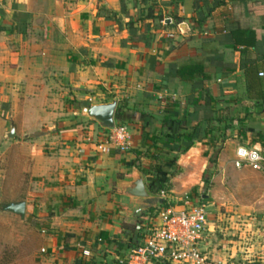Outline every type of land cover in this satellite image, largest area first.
<instances>
[{
    "label": "crops",
    "instance_id": "0c3cea01",
    "mask_svg": "<svg viewBox=\"0 0 264 264\" xmlns=\"http://www.w3.org/2000/svg\"><path fill=\"white\" fill-rule=\"evenodd\" d=\"M185 66L197 74L182 81L174 72ZM0 87L41 264H119L154 212L196 184L187 172H203L212 151L228 185L260 182L261 205L236 217L264 220V176L231 165L238 146L264 154V0H0ZM111 103L129 117L128 147L101 155L107 129L86 111ZM192 130L197 139L179 154L171 140ZM137 180L164 202L128 195ZM239 223L208 214V264H264V221L250 229L256 244L236 241L253 225Z\"/></svg>",
    "mask_w": 264,
    "mask_h": 264
},
{
    "label": "rangeland",
    "instance_id": "374dc122",
    "mask_svg": "<svg viewBox=\"0 0 264 264\" xmlns=\"http://www.w3.org/2000/svg\"><path fill=\"white\" fill-rule=\"evenodd\" d=\"M3 94L4 92L0 89V104ZM8 129L9 124L4 123L3 118L0 117V264H41L39 229L35 225L32 215L24 214L20 219L17 215L1 211L2 205L20 201L26 189L23 183V179H26L24 173L26 166L20 160L23 149L18 148L17 145L10 146L12 138L8 137ZM203 156L205 157V155ZM210 157H215V151H212ZM176 173L175 168L171 169L169 178ZM201 173L199 174L196 167L188 170L187 174L195 180L196 184L193 187L189 186L183 194H173L177 199L170 200V205L179 204V200L185 194H189L191 198L201 199L207 206L208 214H216L222 216L224 220L228 219L238 224H240L239 222L242 224H246L247 221L253 222L249 230L244 233L243 238H236V241L243 242V244L258 243L261 237L249 232L250 229L257 230L260 227L259 223L264 220L256 216L252 218L236 216L248 213L246 207L261 205L256 202V191L260 182L246 177L228 185V176L217 171L214 165L208 163ZM169 189L170 184L166 183L164 191ZM164 193L162 196L169 195L168 192ZM254 198L256 199L253 201ZM250 214L259 213L255 210ZM254 260L256 259L254 258Z\"/></svg>",
    "mask_w": 264,
    "mask_h": 264
},
{
    "label": "built area",
    "instance_id": "2783aa9c",
    "mask_svg": "<svg viewBox=\"0 0 264 264\" xmlns=\"http://www.w3.org/2000/svg\"><path fill=\"white\" fill-rule=\"evenodd\" d=\"M128 139L124 126H113L96 150L101 155L111 149L125 151ZM233 155L234 169L247 168L264 176V154L259 150L238 146ZM207 220V206L201 199L185 194L179 204L167 202L154 212L140 243L131 246L119 264H208L201 248Z\"/></svg>",
    "mask_w": 264,
    "mask_h": 264
},
{
    "label": "water",
    "instance_id": "95a60500",
    "mask_svg": "<svg viewBox=\"0 0 264 264\" xmlns=\"http://www.w3.org/2000/svg\"><path fill=\"white\" fill-rule=\"evenodd\" d=\"M114 107L115 106L113 103L94 105L90 106L87 109L86 113L88 117L97 121L102 127H104L105 129H110L113 127ZM12 136L13 133L12 130H10L8 137L12 138ZM128 195L143 199L142 202L146 207L159 206L164 202V199L162 198L148 197L139 180H137L133 184L132 188L128 190ZM1 211L17 215L20 219H22L24 215V202L7 203L1 206Z\"/></svg>",
    "mask_w": 264,
    "mask_h": 264
},
{
    "label": "trees",
    "instance_id": "16d2710c",
    "mask_svg": "<svg viewBox=\"0 0 264 264\" xmlns=\"http://www.w3.org/2000/svg\"><path fill=\"white\" fill-rule=\"evenodd\" d=\"M252 73L254 74V69L253 68H246L244 70V78H245V81H246L247 88H251V87L255 86V82L250 78V75ZM195 74H197V71H196V69L194 67H186V66L177 68L175 70V72H174V76L177 77L179 80H182V81L183 80L187 81V80L192 79V77ZM114 121L118 125H122L123 123H128L129 122V117H128L126 112L117 109L115 114H114ZM198 127H199V123H196L194 128H193V130L195 128H198ZM206 129L207 128H205V130ZM193 130L190 133L185 134L183 136L182 140L179 137L173 138L171 140L172 141L171 143H176L178 145L176 148H178V153L179 154H182L185 151H187L191 147L192 142L197 139L194 136L195 132ZM207 135L208 134L205 131V137H207L209 139V137ZM223 139L224 138H222V140ZM207 163L213 165L215 163V157H209L208 160H207ZM171 165H172V163H171ZM169 173H167L168 176H169ZM167 180H168V178H165V180L162 183L165 184L167 182ZM161 187H163V184L160 186V188Z\"/></svg>",
    "mask_w": 264,
    "mask_h": 264
}]
</instances>
